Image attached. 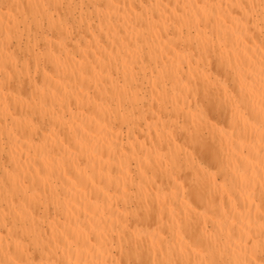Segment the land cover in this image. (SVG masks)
Returning a JSON list of instances; mask_svg holds the SVG:
<instances>
[{
  "label": "bare ground",
  "instance_id": "1",
  "mask_svg": "<svg viewBox=\"0 0 264 264\" xmlns=\"http://www.w3.org/2000/svg\"><path fill=\"white\" fill-rule=\"evenodd\" d=\"M0 264H264V0H0Z\"/></svg>",
  "mask_w": 264,
  "mask_h": 264
}]
</instances>
